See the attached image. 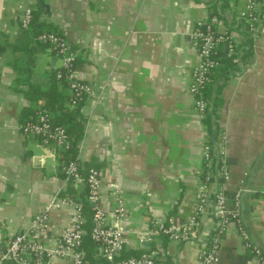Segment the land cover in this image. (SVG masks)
Here are the masks:
<instances>
[{
	"label": "crops",
	"instance_id": "1",
	"mask_svg": "<svg viewBox=\"0 0 264 264\" xmlns=\"http://www.w3.org/2000/svg\"><path fill=\"white\" fill-rule=\"evenodd\" d=\"M247 4L0 0V251L30 231L54 196L64 197L69 190L61 153L22 132L23 125L43 111L44 102L31 98L32 85L49 90L56 84L66 106L74 108L67 85L54 82L61 58L37 43L33 28L22 26L30 9L33 18L38 14L39 24L70 43L78 55L77 78L96 93L81 104L84 132L77 158L81 165L104 172L100 207L122 233L125 252L150 255L157 250V264H202V253L215 239L212 207L220 191L217 183L208 186L207 210L188 239L161 237L152 244L147 233L158 219L175 228L190 227L205 185L209 128L194 111L190 93L199 62L191 36L214 16L219 18L218 31L230 30ZM238 38V69L227 82L213 80L221 89L218 122L228 140L230 180L221 190L230 213L236 193L244 190L241 226L264 254V29L258 38L243 33ZM119 202L126 216L116 222L112 216ZM73 215L71 206L51 211L47 234L37 232L34 237L43 242L60 237ZM229 220L218 240L217 264H258L256 255L245 248L237 223L231 216ZM42 264L74 263L66 258L45 259Z\"/></svg>",
	"mask_w": 264,
	"mask_h": 264
},
{
	"label": "built area",
	"instance_id": "2",
	"mask_svg": "<svg viewBox=\"0 0 264 264\" xmlns=\"http://www.w3.org/2000/svg\"><path fill=\"white\" fill-rule=\"evenodd\" d=\"M244 1L248 3V8L237 15L238 17L236 18V23H233L232 30L218 31L215 28V24L219 22V18L214 16L191 36L192 43L197 49L199 62L192 73L190 93L194 97V111L201 121H204L210 109V101L204 97L203 90L212 82V73L221 65L220 52L222 48L225 47L227 50L228 58L233 57L237 54L235 47L239 44L238 35L245 33L250 38L255 39L259 37L262 29H264V0ZM32 20V11L28 9L22 20V26L28 28ZM38 41L47 45L61 58L62 66L57 71L56 79L60 83H66L69 88L72 107H78L87 98L96 96L90 84L77 78L75 68L78 55L64 36L52 32L43 33L39 36ZM22 132L26 136L38 138L42 145L51 147L56 154L67 151L70 148L66 129L54 125L52 117L47 111H40L35 118L25 123L22 127ZM227 141L226 134L221 133L214 150H211L208 143L204 146L206 166L208 169L216 167V172L210 173L206 178V183L200 193L190 227L175 228L170 221L158 219L154 227L148 231L147 241L155 244L162 236H167L170 240L177 241L188 239L191 235L190 229L192 230L200 225L199 219L207 210V205L210 202L208 186L211 183H217L220 191L217 192L212 207V215L216 220L215 239H213L210 249H205L202 253V264L218 263V240L230 221L229 216L237 223L245 248L256 255L258 264H264L263 252L258 246L248 240L241 226L240 210L244 190H238L235 195L233 213L229 212L227 198L221 190V187L230 180L226 151ZM214 161L215 166H213ZM81 171L80 163L76 160H70L64 169V177L67 183H73L77 187L84 184L88 185L86 199L94 211L91 238L95 244L97 259L108 261L109 264H157L156 258L159 255L157 250L150 255H142L141 257L119 258L125 249L122 233L110 225L108 215L100 207L101 184L104 172L100 169L92 168L87 176H83ZM211 179H214V181L210 182ZM68 206L74 208V215L60 237H50L44 240L45 242L34 237L37 232L47 234L50 224L49 213L51 211ZM82 208L81 202L61 197L59 194L54 196L46 212L36 216L33 220L30 231L17 235L11 240L5 251H0V264H42L45 259L66 258L71 259L74 264H88L84 260L85 254L83 251L86 220L81 215ZM125 216L126 208L119 202L112 217L118 222Z\"/></svg>",
	"mask_w": 264,
	"mask_h": 264
},
{
	"label": "trees",
	"instance_id": "3",
	"mask_svg": "<svg viewBox=\"0 0 264 264\" xmlns=\"http://www.w3.org/2000/svg\"><path fill=\"white\" fill-rule=\"evenodd\" d=\"M227 3V0H225ZM34 17V15H33ZM38 14L35 15V18H33L32 23L30 25L31 28H33L35 33V38L37 43H40L38 41V38L43 33H50V29H46L42 26V24H39L37 22ZM36 20V21H35ZM236 23L235 21L233 22ZM238 24V22H237ZM202 28V26L200 27ZM199 28V29H200ZM232 30V29H230ZM54 33V32H52ZM58 34V33H57ZM245 34V33H244ZM249 37V35L245 34ZM239 45H236L235 51L238 52ZM227 50L225 49L224 52H220V67L216 69L212 73V82L205 87L203 90L204 97L210 101V109L207 112V115L204 119L205 124L208 125L209 128V141L208 145L211 147V150L215 149V145L218 142L219 135L222 133L221 127L218 122V112L222 106V100L219 97L220 95V87H215V82L213 80H217L222 78L225 82H227L230 77L232 76L233 72L238 69V53L228 58L227 57ZM77 65V64H76ZM31 72H29L28 77H30ZM57 71L54 74V82L56 83L57 79ZM29 80V79H28ZM54 83V84H55ZM66 85V83H64ZM32 89V100L36 102H44L43 111H47L51 117L54 125L61 126L66 129L69 141H70V148L67 151H63L60 155V161H61V172L62 175H64V169L67 165V163L70 160H76L77 153H78V146L81 142V139L83 137L84 132V123L83 120H81V113L80 108L81 104L78 107L69 108L66 106V97L62 95V93L58 92V89L56 87V84L51 87L49 90H43L41 88H38L36 86H31ZM216 93V97L214 98V94ZM36 117V116H35ZM34 117V118H35ZM79 162V161H78ZM82 167V174L83 176H87L88 172L92 168V166L85 167L80 164ZM213 166H215V161L213 162ZM205 174L203 176V179L206 183V178L210 173L216 172V167H212V169H208V167H205ZM214 179H211L210 182H213ZM88 193V185L84 184L81 186V188L75 186L73 183L69 184V190L68 193H66V198H71L72 200L76 202H81L83 205L81 215L86 220L85 223V237H84V245H83V251H84V260L88 264H109L108 261L105 260H94V248L95 244L91 238V231L93 226V208L91 204L87 201L86 195ZM235 203V201H234ZM163 239L170 240L167 236H162ZM141 253H127L125 250L121 253L120 259L123 258H129V257H141Z\"/></svg>",
	"mask_w": 264,
	"mask_h": 264
},
{
	"label": "water",
	"instance_id": "4",
	"mask_svg": "<svg viewBox=\"0 0 264 264\" xmlns=\"http://www.w3.org/2000/svg\"><path fill=\"white\" fill-rule=\"evenodd\" d=\"M148 244H149L148 242L143 243V245H145V246H149Z\"/></svg>",
	"mask_w": 264,
	"mask_h": 264
}]
</instances>
